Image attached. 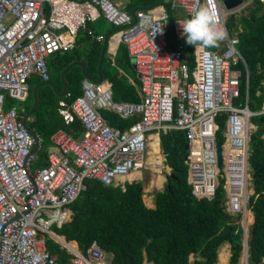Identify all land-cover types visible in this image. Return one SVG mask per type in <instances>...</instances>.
<instances>
[{
  "label": "built area",
  "instance_id": "2783aa9c",
  "mask_svg": "<svg viewBox=\"0 0 264 264\" xmlns=\"http://www.w3.org/2000/svg\"><path fill=\"white\" fill-rule=\"evenodd\" d=\"M256 1L264 4V0ZM118 3L0 0V264H58L46 248V238L61 244L69 254L65 264H108V254L97 240L81 250L52 226L61 227L71 219L70 205L86 189L88 179L124 190L125 182L133 181L146 168L163 177L157 185L163 188L171 168L165 164L160 134L170 129L183 131L186 138L187 181L197 199H211L223 178L224 209L240 216L237 223L247 255V203L253 193L249 140L255 129L251 117L256 112L249 108L247 97L236 101L241 76L236 65L244 59L237 48L239 39L230 35L225 19L237 9H224L217 0L227 35L216 48L194 46L191 68L183 47L170 46L169 14L162 6L160 11L136 9L131 23L129 11ZM205 3L171 0V6L182 9L189 18ZM100 19L120 27L115 33L117 43L125 45L137 73L140 100H115L110 81L83 78L82 93L59 108L65 123L80 121L81 136L75 138L65 129H57L50 136L46 163L34 166L38 156L32 147L36 142L40 146L42 139L22 124L19 105L4 109L6 99L24 101L32 74L47 80V58L72 49L80 31L103 41L104 34L89 26ZM102 110L121 118H138L121 129L110 125ZM222 115L224 140L219 141L223 161L218 169L217 119Z\"/></svg>",
  "mask_w": 264,
  "mask_h": 264
},
{
  "label": "trees",
  "instance_id": "16d2710c",
  "mask_svg": "<svg viewBox=\"0 0 264 264\" xmlns=\"http://www.w3.org/2000/svg\"><path fill=\"white\" fill-rule=\"evenodd\" d=\"M158 1L161 0H129L125 8L130 10L137 6L147 7ZM170 11L173 9L170 8ZM248 20L238 35V49L246 62L248 79L246 80V67L238 62L236 67L241 68L242 74L236 101L243 102L247 97L249 108L259 111L264 102V15H253ZM102 21L104 20H97L89 26L96 33L102 32L96 26ZM227 26L230 29L233 22ZM186 39L181 46L192 68L194 46L187 44ZM168 40L173 47L178 46L172 42L169 31ZM101 48L102 41H96L80 31L72 49L56 51L47 58V80L53 81L57 91H61L63 84L60 73L76 60L85 61L86 72L97 77ZM129 64L127 49L123 43H119L114 59H103V77L111 82L115 100L137 102L140 100L139 80L136 78L137 83L131 84L124 73ZM83 78L81 66L74 65L64 74L67 90L63 96H59L48 84L38 88V105L28 121L29 127L42 138L37 165L45 164V150L51 144L50 136L57 129L63 128L75 138L81 136L83 128L80 121L74 119L65 123L58 109L61 107V100L68 104L82 93ZM41 81L43 80L38 74L29 77L27 97L20 103L23 107L22 115L33 103L32 87ZM11 103L13 100L7 97L4 109ZM102 114L110 125L121 129L129 127L138 118H121L109 110H102ZM251 121L256 128L250 135L248 163L251 173L256 170L258 173L251 179L253 193L247 203L253 214L246 242L247 264H264V113L255 114ZM217 122L224 128L225 115L220 116ZM217 139L224 140L223 130L217 131ZM185 143L186 138L181 130L170 129L167 133L160 134L165 164L171 168L173 177L168 175L163 189L154 191L153 208L145 205L139 181H126L125 189L122 190L120 186L104 185L97 179H88L86 189L70 205L71 219L61 227L53 225V230L67 240H75L81 250L92 240H97L108 254V264H142L145 260L150 264H215L217 249L225 241L230 243L228 264H237L242 252V231L237 223L240 216L230 215L221 204V199L225 196L223 178H219V185L211 199H197L193 195L187 181ZM248 215L252 217L250 213ZM45 245L58 264L67 262L69 254L58 243L46 238ZM226 253V245H221L218 252L220 264L226 263ZM190 255L194 256L192 261L189 260ZM243 261L244 256L239 264Z\"/></svg>",
  "mask_w": 264,
  "mask_h": 264
},
{
  "label": "crops",
  "instance_id": "0c3cea01",
  "mask_svg": "<svg viewBox=\"0 0 264 264\" xmlns=\"http://www.w3.org/2000/svg\"><path fill=\"white\" fill-rule=\"evenodd\" d=\"M172 4H171V0H168V2H167V6H168V8H169V10H170V8L171 9H173V11L171 12L170 11V18H168V20H167V22H166V26H167V29H168V31L170 32V26H169V21H172V23H173V26H174V36H175V40H183L182 42H180V43H178V44H176V43H174L173 42V39L171 38V35H170V38H171V40H172V42L174 43V44H176V45H182V43L184 42V40L186 39V36H183L182 35V31H183V29H182V27H181V24H180V22H182V21H184V20H186V19H188L189 17L187 16V14L182 10V9H180V8H173L172 6H171ZM222 6H223V8H225V9H228V8H226V7H224V5L222 4ZM249 7V8H248ZM237 9L236 11H233V13L231 14V15H228L227 17H226V26L230 23V22H233V26L229 29L228 28V26H227V28H228V30H229V33H230V35H232V36H237L238 37V39H239V33H241L242 31H243V29H244V26L245 25H247L246 23L249 21L248 19H249V17L250 16H253V15H256V17H260V16H263L264 15V4H262V3H260V2H258V1H256V0H248L247 2H245L244 3V0H242L241 1V3H239L238 5H236V6H234V7H232V8H229V9ZM248 9V10H247ZM153 10L154 11H160L161 10V6H159V5H156V6H154L153 7ZM129 11V10H128ZM240 14V15H239ZM96 26H98V24L96 25ZM108 30H106V31H102V32H99V33H102V34H105L106 32H107ZM117 39H118V36H117V34H113L112 35V37L110 38V41H109V44H108V46H107V48H106V51H105V55H104V58L105 57H107V58H109V59H111V60H113L114 59V57H115V55H116V53H117V49H118V46H119V43H117ZM103 43V42H102ZM170 46H172V45H170ZM216 46V45H215ZM173 47V46H172ZM210 48H214L213 46H209ZM237 48H238V44H237ZM238 51H239V53L241 54V52H240V50L238 49ZM242 55V54H241ZM185 57H186V55H185ZM243 57V56H242ZM244 59V58H243ZM128 60H129V62H130V64H129V67L126 69V71L124 72L126 75H127V77H128V81L131 83V84H136L137 82L135 81V79L137 78L138 79V76H137V73H136V71H135V69H134V67H133V65H132V62H131V60H130V58H129V56H128ZM239 62H242V61H239ZM243 64H244V66L247 68V66H246V62H245V60H244V62H242ZM239 68V67H238ZM240 70H241V68H239ZM242 74V73H241ZM96 78V77H95ZM248 79V70L246 71V80ZM44 81V80H43ZM39 83V82H38ZM262 83H264L263 81H262ZM55 84V83H54ZM35 85V84H34ZM29 86V85H28ZM41 87V86H40ZM55 87H56V85H55ZM33 88V87H32ZM39 88V87H38ZM62 88H63V86H62ZM53 89V88H52ZM38 90V89H37ZM67 90V89H66ZM55 91V90H54ZM56 91H57V89H56ZM55 91V92H56ZM61 91H62V89H61ZM61 91H57V92H61ZM56 92V93H57ZM259 93V91H257V94ZM38 94V93H37ZM60 96V95H59ZM63 96V95H62ZM39 101V100H38ZM23 101H15V100H13V103H11V104H17V105H19V107H20V109H19V111H20V115H21V119H22V116L24 115H22L21 114V112H23V107H22V105H20V103H22ZM59 104H60V106H63V107H65L67 104L66 103H64V101H60L59 102ZM61 104H63V105H61ZM60 108V107H59ZM59 110V109H58ZM256 112V114H259V113H264V102L262 103V107H261V110H259V111H255ZM25 113V112H24ZM61 116V115H60ZM29 120H31V117H29L28 118V120H27V124H28V121ZM73 121V120H72ZM71 121V122H72ZM65 122V121H64ZM70 123V122H69ZM29 126V125H28ZM31 128V127H30ZM255 128H256V126H255ZM32 129V128H31ZM60 129V128H59ZM34 130V129H33ZM35 133H37L36 131H34ZM55 132V131H54ZM38 134V133H37ZM39 135V134H38ZM40 136V135H39ZM42 139V138H41ZM263 139H264V135H263ZM42 142V141H41ZM52 146V143L50 144V145H48V147H47V149L45 150V152H46V154H47V151H48V149L50 148ZM34 147V146H33ZM33 147H32V149H33ZM40 147H41V143H40V146L38 145V149H37V151L36 152H34L37 156H38V151L40 150ZM46 154H45V163H46ZM39 160V156H38V159H37V161ZM36 161V162H37ZM36 162L34 163V166H39V165H37L36 164ZM171 173V172H170ZM139 177V174H137L136 176H134V178H132V180H135V179H137ZM166 181H167V179H166ZM166 181L163 183V184H165L166 183ZM164 186V185H163ZM252 188V187H251ZM162 189V188H161ZM160 189V190H161ZM252 191H253V189H251ZM194 195V194H193ZM149 203V206L152 208V207H154V202H153V200H151L150 199V202H148ZM148 206V207H149ZM250 214H251V216H252V221H253V214H252V212L250 211L249 212ZM251 221V222H252ZM251 224V223H250ZM221 245H226V248H227V251H228V257H227V261L226 262H228V260H229V256H230V243H228L227 241H225V242H223ZM220 245V246H221ZM220 246H219V248H220ZM219 248L217 249V252H218V250H219ZM242 255H240L241 257L242 256H244V254H243V252L241 253ZM217 255H218V253H217ZM241 257H240V259H239V261L241 260ZM245 257V256H244ZM189 258H192V259H194V256L193 255H190V257ZM217 259H218V256H217ZM245 262L247 263V257H246V259H245Z\"/></svg>",
  "mask_w": 264,
  "mask_h": 264
},
{
  "label": "water",
  "instance_id": "95a60500",
  "mask_svg": "<svg viewBox=\"0 0 264 264\" xmlns=\"http://www.w3.org/2000/svg\"><path fill=\"white\" fill-rule=\"evenodd\" d=\"M222 2V4L226 7V8H232L236 5H238L239 3H241L242 0H220ZM167 2L168 0H161V1H158L152 5H149L147 7H140V6H137V7H133L129 10V14L131 15L132 17V22L131 23H134L135 21V10L136 9H140V8H145V9H149V8H152L156 5H159V6H162L164 8V10L166 12H168L169 14V18H170V10L167 6ZM169 26H170V35H171V38L173 39V42L178 44L180 42H182L183 40H175V36H174V26H173V23L172 21H169ZM120 29V27H115V28H112L110 30H108L105 34H104V39H103V43H102V48H101V52H100V56H99V61H98V65H97V77H93L91 76L90 74H88L86 72V69H85V66H86V63L85 61H82V60H76V61H73L71 62L69 65H67L60 73V78H61V81H62V84H63V88H62V91L61 92H57L56 91V87H55V84L53 81L51 80H44V81H41L39 83H36L33 88H32V96H33V103L31 105V107L25 111L24 115L22 116V119H21V122L22 124L27 128V130L33 135V136H36V133L34 132L33 129H31L28 124H27V120L28 118L30 117V114L33 112V110L36 108V106L38 105V94H37V89L38 87L40 86H43V85H50L53 90H55L57 92V94H59L60 96L61 95H64L65 92H66V89H67V85H66V82H65V79H64V74L65 72L71 68L72 66L74 65H79L81 66V70H82V74L85 78H88L94 82H100L102 79H103V72H102V62H103V59H104V55H105V51H106V48L109 44V41H110V38L112 37L113 34H115L118 30ZM218 130H222V126H218ZM184 148L185 150H187L188 148V144L185 143L184 145ZM38 149V142L35 143L33 149H32V153L36 152ZM187 156V152H185L184 154V159L186 158ZM216 156H217V168L220 169L222 167V161H223V158H222V144L219 140L216 141ZM258 173V170L254 171L253 173H251V179H253L256 174ZM169 176L173 177V174L170 173L168 174ZM167 179V177H166ZM224 203V198L221 199V204ZM243 252V250H242ZM241 257V256H240ZM239 257V259H240Z\"/></svg>",
  "mask_w": 264,
  "mask_h": 264
},
{
  "label": "clouds",
  "instance_id": "9594fccd",
  "mask_svg": "<svg viewBox=\"0 0 264 264\" xmlns=\"http://www.w3.org/2000/svg\"><path fill=\"white\" fill-rule=\"evenodd\" d=\"M225 23H226V19H225ZM180 24L183 29L182 35L186 36L187 38L186 43L189 45L195 46V48L197 46H205V47L215 46L220 41L224 40L227 35L225 29L223 28L222 22H221V16L219 13V9L217 7V0H206V3L203 6H200L196 10H194L191 13L190 18L180 22ZM102 80H106V79H104L103 77ZM152 197L153 196L150 197L151 200H152ZM144 203L147 207L149 206V203L148 204H146V202ZM67 241L76 242L75 240H67ZM245 257H247V255Z\"/></svg>",
  "mask_w": 264,
  "mask_h": 264
},
{
  "label": "rangeland",
  "instance_id": "374dc122",
  "mask_svg": "<svg viewBox=\"0 0 264 264\" xmlns=\"http://www.w3.org/2000/svg\"><path fill=\"white\" fill-rule=\"evenodd\" d=\"M118 6L119 8L121 9H124L126 11H128L127 8H125L126 4L128 3L129 0H115V2H118ZM248 0H244V3L247 2ZM203 6V5H202ZM249 8V7H248ZM248 10V9H247ZM240 15V14H239ZM98 27L103 30V31H106V30H110L112 29L113 27L107 23L106 21H102L100 23H98ZM82 71V70H81ZM28 85L30 86V83H28ZM59 95V94H58ZM62 96V95H61ZM156 141V142H155ZM157 140H154V142H152L153 146H154V149L156 148L157 149ZM139 174V177L137 179H135L134 181H139L141 184H142V188H143V201L146 202V204H148L149 199L152 195V193H154V191L156 190H160L161 188H158L157 187V184L154 183V181H157L159 180V176H157V174L154 172V170L152 169L151 171L150 170H147L146 168L145 169H141L140 171L137 172ZM251 182V179L249 180ZM156 186V187H155ZM252 186V184H251ZM152 200L154 202V196L152 197ZM252 221V217H250L249 215L247 216V222L250 226V223ZM248 226V227H249ZM248 234V232H247ZM53 240V239H52ZM54 241V240H53ZM56 242V241H55ZM58 243V242H56ZM59 244V243H58ZM61 247L62 245L59 244ZM221 247V246H220ZM63 248V247H62ZM219 248V247H218ZM220 249V248H219ZM219 252V250H218ZM227 254V253H226ZM242 255V254H241ZM245 257H244V261L241 263V264H245ZM190 261H192L193 259L192 258H189ZM241 261V260H240ZM240 261L237 262V264L240 263ZM150 264V263H148ZM215 264H220V261H216ZM224 264H228V262L224 263Z\"/></svg>",
  "mask_w": 264,
  "mask_h": 264
},
{
  "label": "bare ground",
  "instance_id": "6f19581e",
  "mask_svg": "<svg viewBox=\"0 0 264 264\" xmlns=\"http://www.w3.org/2000/svg\"><path fill=\"white\" fill-rule=\"evenodd\" d=\"M156 142V141H155ZM156 144V143H155ZM157 145V144H156ZM163 181V177L162 176H159V180L158 182L157 181H154V183H156L158 186L162 183ZM74 244V243H73ZM74 246V245H73ZM218 253V252H217ZM228 254V253H227ZM218 256V255H217Z\"/></svg>",
  "mask_w": 264,
  "mask_h": 264
}]
</instances>
